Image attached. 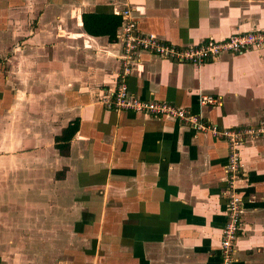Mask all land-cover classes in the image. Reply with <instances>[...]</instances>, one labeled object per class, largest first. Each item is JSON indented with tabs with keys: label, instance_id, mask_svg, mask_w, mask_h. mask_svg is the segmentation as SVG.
<instances>
[{
	"label": "crops",
	"instance_id": "obj_1",
	"mask_svg": "<svg viewBox=\"0 0 264 264\" xmlns=\"http://www.w3.org/2000/svg\"><path fill=\"white\" fill-rule=\"evenodd\" d=\"M124 10L140 31L175 47L264 34V0H0V264L221 261L232 192L225 138L102 103L117 86L121 46L88 35L82 15ZM127 81L141 100L219 130L264 120V48L204 64L140 51ZM201 96L220 104L199 106ZM74 120L61 156L55 137ZM241 154L232 264H254L264 253V141Z\"/></svg>",
	"mask_w": 264,
	"mask_h": 264
},
{
	"label": "built area",
	"instance_id": "obj_2",
	"mask_svg": "<svg viewBox=\"0 0 264 264\" xmlns=\"http://www.w3.org/2000/svg\"><path fill=\"white\" fill-rule=\"evenodd\" d=\"M124 18L117 33V40L121 46L120 64L121 72L117 86L108 100L102 103L110 110L128 111L147 114L159 118L177 119L192 127L198 132H209L212 136H222L228 143V164L226 166L229 188L233 194L229 196L226 206L227 220L222 229L220 251L223 264H232L233 248L238 238L241 223V198L234 191V178L240 172V163L235 151L237 143L242 142L240 137H249L254 134L264 136V130L236 128V130H219L217 126L207 125L199 117L192 116L185 110L171 104L160 101H145L132 95L128 89V77L131 74V65L138 52L144 51L157 55L162 59L178 63L202 64L205 60H213L223 54L241 55L252 50L264 48V34L236 33L225 40L216 42L206 41L197 46L175 47L161 42L152 33H143L139 30L136 22L131 19L130 10L121 13ZM219 99L213 96H201L200 106H217Z\"/></svg>",
	"mask_w": 264,
	"mask_h": 264
},
{
	"label": "trees",
	"instance_id": "obj_3",
	"mask_svg": "<svg viewBox=\"0 0 264 264\" xmlns=\"http://www.w3.org/2000/svg\"><path fill=\"white\" fill-rule=\"evenodd\" d=\"M123 18L120 15L94 14L87 13L82 15V25L84 31L93 37L106 36L109 42L117 40V32L121 27ZM211 60H205L204 63H209ZM78 128V121L70 122L66 128L62 130L60 136L55 137V148L61 156H68L70 151L69 141L75 134ZM62 173H56V179L61 178ZM241 226V223H240Z\"/></svg>",
	"mask_w": 264,
	"mask_h": 264
},
{
	"label": "rangeland",
	"instance_id": "obj_4",
	"mask_svg": "<svg viewBox=\"0 0 264 264\" xmlns=\"http://www.w3.org/2000/svg\"><path fill=\"white\" fill-rule=\"evenodd\" d=\"M17 105V104H16ZM200 106V105H199ZM12 108H13V105H12ZM11 108V109H12ZM14 111H15V109L13 108V111H11L10 112V110H8L7 111V113H6V111H5V113H6V116H10V117H12V115H14L13 113H14ZM116 111V110H115ZM122 112H128V111H122ZM194 118H195V116H194ZM199 119H201L202 120V118L201 117H199ZM203 122V121H202ZM189 124H187V126H188ZM189 126H193V125H189ZM236 128L237 127H232V128H226L225 130H230V131H232V130H236ZM239 128V127H238ZM250 128H253V129H260V128H262V130H264V120H262V121H259V122H257V124H255V125H253V126H248V127H244V129H250ZM224 138V137H223ZM240 138H242V142H240L239 143V141H238V143H237V146H236V149H235V151L237 152V156H238V158H239V163H240V172H239V174H238V176H235V178H234V181H237V180H239V177H240V175H242V171L244 170V162H243V158H242V154H241V150H242V148L245 146V144L247 143V142H252V141H254V140H263L264 141V136H261V135H259V134H254L253 133V135L252 136H249V137H240ZM228 153H229V150H228ZM227 164H228V161H227ZM227 166V165H226ZM226 172H227V170H226ZM236 193V192H235ZM231 194H233V192H230V193H226V196L229 198V196H231ZM237 195H238V197L239 198H241L240 197V195L238 194V193H236ZM241 219H242V216H243V200L241 199ZM241 223H242V221H241ZM238 236H239V234H238ZM78 255H81V254H78ZM262 256V257H261ZM254 258H256V257H254ZM219 259L221 260L220 262H219V264H223L222 263V256L220 255L219 256ZM79 261H81V259H78ZM253 260H255V259H253ZM258 261V262H257ZM260 262V263H259ZM254 264H264V253L262 254V255H259V258L258 259H256V262L254 261L253 262Z\"/></svg>",
	"mask_w": 264,
	"mask_h": 264
}]
</instances>
